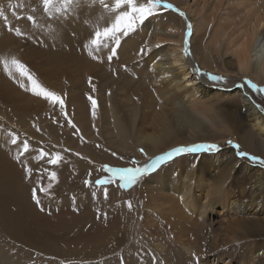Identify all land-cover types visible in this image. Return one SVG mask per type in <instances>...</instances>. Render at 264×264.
Returning a JSON list of instances; mask_svg holds the SVG:
<instances>
[{
	"label": "bare ground",
	"instance_id": "6f19581e",
	"mask_svg": "<svg viewBox=\"0 0 264 264\" xmlns=\"http://www.w3.org/2000/svg\"><path fill=\"white\" fill-rule=\"evenodd\" d=\"M97 1L85 9L74 12V17L71 14L66 17L54 15L51 20L43 12L40 0L16 1L19 4L15 10L22 18L15 22L27 35L18 36L20 37L18 39L0 31V39L18 41V48H23V53L18 59L26 65L43 88L55 92L63 99L64 109L62 111L59 105H53L32 95L31 92L24 91L19 83L7 75L6 78L0 77V128L2 130H0V141L3 145L10 149H14L16 145L22 148L20 140L17 139V144L13 145L8 134L19 129L20 132L27 134V130L24 128L30 127L28 123L33 120L37 121L39 129L45 132L44 138H46L48 128L42 121L54 116L59 117L62 128L63 119L61 118L63 117L61 115L65 113L68 115V121L72 122L76 130L79 129L86 140H90L92 133H95L102 140L104 146H109L107 150L105 148L106 152L110 153L109 161L113 160L124 164L123 158L129 154L135 155L139 147L146 152L144 154L147 157H152L159 155L161 151H166L169 146L176 145L179 137L178 131L188 130L192 132V134L189 132L192 136L197 135V131L201 126L203 127L205 121L200 118L208 120L215 127L219 125V122L225 123L226 121L227 123V120L233 117L232 114L213 105L212 101H217L218 97L220 100L222 98L224 100V96H235L239 99L241 107L234 117L241 121L242 128L238 125L237 120L229 122V125L236 122L238 129L240 131L242 129L244 132L240 139L242 147L248 149L253 144L257 150H260L256 142L264 145V109L259 108L255 102L249 99L245 86L240 87L241 83L238 82L232 89L233 94L228 95L227 92L223 95L222 88L213 87L214 82H209L204 76L197 75L195 70L199 69L200 73L203 71L205 73L207 70L204 68H206L209 72H224L223 74L226 76L232 75L233 77L236 74L248 73L251 77L264 83V30L256 21L260 11L264 14V0H234L238 4L234 12L228 8L223 10L221 0H214L210 4L206 0H202L203 2L201 1L202 3L196 6L199 11L195 9V3L189 5L186 0H171L180 7L178 9L172 5L169 8L174 21L167 24L166 21L160 22L155 18L156 25H154L157 26L155 32L152 31L153 33L150 32L146 36V32L150 31H147L149 26H146L147 30L144 31V36L140 32L138 34L136 30L127 37H122L117 55L111 62L107 59L110 54L108 49L97 53L99 59L85 56L88 50L84 45L90 39L92 31L97 26H106L114 19L115 15V13L105 10ZM107 2L110 4V0ZM4 4V0H0V9L3 11L8 9ZM205 8L217 14L219 27L214 33L209 34L211 37L210 40L207 39V43V40L204 43L205 35L203 33L201 37L197 36L200 31L209 26ZM32 9H36V11L33 12ZM203 11L205 12L202 13ZM28 14H34L37 17V25L44 27H33L26 18ZM197 16L198 18H196ZM248 21L254 22V25L246 30L245 26ZM3 22L5 20L0 18V25ZM49 24L53 26L54 30H46ZM171 24H175V26ZM188 25H191L190 30L187 28ZM160 26L164 28V33L159 32L158 27ZM208 28L206 29L208 30ZM140 31L143 30L140 29ZM189 31L186 54L185 38ZM177 32H179L178 39L174 40V35L176 36ZM29 40L34 41L35 46H32ZM195 41L197 45L194 49ZM161 45H166L167 48L163 50ZM29 47H33V49L30 50ZM221 48L223 52H221ZM256 48L257 51H255ZM255 52L257 53L254 55ZM205 53L206 55L209 53L210 59L204 55ZM216 53L225 57L223 63L228 67H226L227 70L222 68L219 70L220 68L213 66L215 59L212 56ZM27 57H30L29 60H26ZM228 58L231 59L228 60ZM212 63L214 64L212 65ZM221 66L224 65L221 64ZM252 66L255 67L253 68L254 73L250 71ZM14 75L16 80H20L18 75L15 73ZM23 82L27 84V80ZM213 89L214 91H212ZM92 100L96 101V108L103 105L100 114L95 112L96 117H99L100 120L99 125L93 131V123L90 122L91 114L88 113L92 107ZM69 105H75L77 111H72ZM148 117L151 118L152 128L144 127V119ZM222 118L226 120H220ZM148 123L150 122L148 121ZM205 124L207 125V123ZM220 127L218 126V128ZM224 127L222 126V128ZM230 127L229 130H231ZM49 130L54 133L57 129L49 127ZM34 131L35 129H32V132ZM228 133L231 132L228 131ZM233 134L235 136L232 139L236 137L237 132ZM211 135L209 134V136ZM212 136L214 137V134ZM34 137L36 136H31L30 141L42 142V139ZM116 153L123 158L115 159ZM84 155L89 159L93 158L90 152L84 151ZM25 156L28 160L27 164L31 166L35 159H32L29 152ZM150 159L147 160V163ZM93 160L96 161V159ZM39 161L41 162V159ZM235 161L236 159L232 155L224 152L211 158L206 157L201 164L196 161L192 164L191 156L180 158L171 163V167L163 170V177L166 180H163L160 167L155 178L150 181L149 187L144 186L155 194L161 193L160 198H150L151 204L155 209L167 207L166 212L170 219V225L172 228L182 231L178 234L180 241L176 246L178 256L184 257L182 250L188 255L194 250L196 253L201 252L204 255L214 254L213 262L215 263L264 264V256L257 255L259 253L251 252L249 249L241 248L233 256L230 252L217 251L218 247H229L228 243L230 242L227 237L233 240L232 232L238 228L243 229L249 217L256 218L253 220V224H264V172L258 169L251 170V167L245 164L241 165L243 169L240 171L248 176L250 182L244 181L248 182L250 187L248 186L249 194L240 198L245 191L244 188L237 189L231 182L225 185L227 180L232 179L230 177H232L233 169L239 166L238 160ZM228 164H231L229 168ZM18 165L12 163L5 153H0V218L10 219L3 223L5 226H1V229L14 231L16 228L25 226L22 219L15 222L19 218L18 215H26L29 219L28 223L37 222L41 217L25 202V187L17 180L20 176V172L17 170ZM17 172H19V176ZM173 177L176 179L172 180ZM148 180L149 177L144 184ZM124 193L126 192H122V194ZM122 198L124 197L122 196ZM15 209H21V211L15 213ZM218 209L222 210L218 211ZM229 215H233V221H224L225 217ZM190 229H195L197 234L188 232ZM185 232H188L187 236L184 235ZM242 237V235H238L236 239L241 240L244 238ZM117 240L119 241V239ZM1 248L0 245V264H22L13 261L8 256L9 254L3 255V248ZM144 248L136 247L131 250L126 248V253H134L124 254L125 258L130 261L122 262V264H141L139 259L149 257L151 252H147ZM155 248L159 252L163 249L162 247ZM61 254L67 256L64 253ZM155 255L153 253L150 255L152 264ZM160 255L163 256L161 253ZM39 258L43 260V264L51 263L44 257ZM121 259H123L122 254ZM162 260L167 261L164 262L165 264L170 263L165 257ZM110 261L112 260L110 259Z\"/></svg>",
	"mask_w": 264,
	"mask_h": 264
},
{
	"label": "rangeland",
	"instance_id": "374dc122",
	"mask_svg": "<svg viewBox=\"0 0 264 264\" xmlns=\"http://www.w3.org/2000/svg\"><path fill=\"white\" fill-rule=\"evenodd\" d=\"M16 1L17 0H4V5H6L8 9L4 10L3 12H5L4 14L5 16L7 15L8 19L7 21L1 23L0 31L11 34L13 38L15 37L19 39L20 37L15 34L14 29H20V26L15 22L17 21V18L12 15L13 8L10 7L11 5H18L19 3H17ZM96 1L97 0H81L80 7L77 8L74 12L80 9H85L87 6H91V4L96 3ZM142 1L146 2L145 0ZM142 1L139 0V2L143 3ZM163 1L177 7L178 9L180 8L178 4L172 2L171 0ZM201 1L202 0H196V2H194V0H186L189 5L195 3L196 5L194 7L197 11L199 10L196 6L203 2ZM206 1L210 4L214 0ZM112 3L113 0H110L109 5H111ZM237 7L238 4L237 2H234V0H221V8L223 10L228 8L231 11L233 10L234 12ZM205 9L206 12L203 11L202 13L205 12V16L210 26L208 27L210 29L206 26L204 30L200 31L197 34V36L200 35L199 37H201L203 34L205 35V37L203 36L204 38L202 37L203 39H205L204 43L207 39L210 40V33H214L219 29L218 21L216 18L217 14H215L214 12H210L207 8ZM71 15L73 17L75 16L74 13ZM33 16L37 18L34 14ZM171 16L172 11L169 8L165 9L161 7L157 9V13L155 15L149 17L144 22V24L141 25V27L139 26L140 28H137L138 34L140 32V34L145 35L144 31L147 30L145 28L146 26H149V29L147 31L150 30L149 33L145 31L146 36L147 34L149 35L152 31L155 32L157 28V26H155V18H157L160 22L166 21L165 23L167 24L172 23L174 20L173 17L171 18ZM162 18L163 20H161ZM191 18H193V16H191ZM196 18H198V16ZM252 20L255 21L254 19ZM256 21L261 25L260 28L264 30V14L261 11L258 13ZM13 22H15L14 25ZM6 24L13 30L10 31L9 27H6ZM171 25L175 26V24ZM252 25H254V22L248 21L245 29H249ZM235 27L236 26L234 25V28ZM206 28H208V30ZM140 29L143 31H140ZM158 30H160V33H164V28H162L161 26L158 27ZM178 33L179 32L175 33L176 36L174 35V40L178 39ZM208 40L206 41V43L208 42ZM29 42L32 44V46H35L34 41L29 40ZM18 44V41L15 39L12 40L1 38L0 55H6L9 57L14 55L18 58L23 53V48L19 49ZM196 45L197 44L195 41L194 49L196 48ZM166 48V45H161V49L165 50ZM29 49L32 50L33 47H29ZM194 49L193 51H195ZM255 51H257V48L255 49ZM221 52H223L222 48ZM256 53L257 52H255L254 55ZM204 55H206V53ZM85 56L88 57L90 55L88 52H86ZM206 56H208V58L210 59L209 53ZM212 57L215 59V64L212 63V65L214 64L213 66H216L218 69L220 68L219 70H227L228 67L223 63L225 58L224 56H221V54L217 55L216 53L213 54ZM29 58L30 57H27L26 60H29ZM197 59L199 60L198 57L196 58V60ZM229 59L231 58H228V60ZM221 64L225 67L223 66V68ZM253 68L255 67L252 66L250 69L252 73H254ZM204 69L207 70L205 72L206 74H210L212 72L213 74L211 75L223 77V82H214L213 85V87L215 88H222L223 95H225V93L227 92L228 95L233 94L232 89L235 87V85L238 82L243 84L245 80H251L259 87L264 88L263 82L251 77V75H249L248 73L236 74V76L233 77L232 75L226 76V74H223L224 72H209L208 69ZM0 77L6 78V74L3 72L2 68H0ZM204 77L207 78L206 76ZM209 82L211 81L209 80ZM245 88L249 99L255 102L259 106V108L262 107L264 109V93L256 92L248 88L246 85ZM212 91H214V89ZM219 100V97L217 101L213 100V105L218 106L221 110H224L232 114L233 116L231 119H228L229 121L227 120V123L226 121L225 123L221 121L222 123L219 122V125L215 127L208 120L200 118L201 120H205L203 125V127H205L203 128L201 126L202 128L200 127L199 130L197 129L199 131H197V135L192 136V132L188 130H182L184 132H188L186 133V136L184 132L178 131V143H176V145L169 146L166 151H161L159 155H162L163 153L168 152L178 146H190L193 144L201 143L216 144L219 146L220 150L216 152H200L178 156L170 161V163L161 166V175L163 177V170H165L167 167H171L170 164L174 163L180 158H187L191 156V158H193L192 164L195 163V161L198 164H201L202 160L206 157L211 158L216 154L220 155L221 152L229 153L236 159L235 162H237L238 160L239 163L237 162V164H239V166H237V168H239L233 169L232 177H230L232 179L227 180L225 185L231 182L233 187L235 186V188L237 189H239V187L244 188L245 191L242 194L243 196H240V198H244L245 195L247 196V194H249L248 188L250 186L248 182L250 181L248 180V176H246L243 171H240V169H243L241 168V165L245 164L251 167V170L258 169L262 172H264V165H261L259 163H252L248 159H241L237 155V150L232 148L228 142L231 141L233 144H239L240 151L246 152L249 155L258 157L260 159H264V145L256 142V144L260 147V150H257L256 146L253 144L248 149L242 147L240 139L242 138V134L244 132L242 131V129L241 131L238 129L236 122L230 123L231 125H229V122L237 120V117H234V114L241 107L240 102H238L239 99L235 96H224V100L223 98L220 100L221 102ZM225 100L228 102H226ZM69 108L72 111H77V107L75 105H69ZM102 109L103 105L101 104L98 108L95 109L91 107L90 112H88L91 114L90 122L93 123L92 131L93 129L97 128L100 120L99 117H96L95 112H98L100 114ZM63 115H61L63 117L61 118L63 119V123H61L62 128L60 125V120L58 119L59 117L56 118L54 116L52 117L53 119L51 118L46 119V121H42L48 128V130L46 131L48 133V136L46 138H44L45 132L42 129H39L38 125L36 124L37 121L35 122L34 120L31 121V123H28L30 125V127H27L28 129L24 128L27 130V134L20 132V129L16 132L12 131L17 139L20 140L21 146H23L25 142L28 144L29 150L27 152L31 154L32 159H35V157L38 156V153L41 149H43L46 153H59L62 157V160L57 165L49 164L48 157L45 156L43 159H41V162L38 159H35V162L32 163L31 166H29V164H27L28 160L25 156L27 152L23 153V155L20 157V161H17L15 157L21 151V147L16 145L14 149H10L7 146L3 145L0 141V153H5L7 158L11 160L12 163L17 165L19 164L17 170L20 172L21 177L18 174L19 172H17V175L19 176L17 180L25 187V202L29 204L31 208H33L35 212L39 214V216H41L39 218L40 220L38 219L37 222L31 221L30 223H28L29 219L26 215H18L19 218H17L15 222H18L22 219L25 226L19 229L16 228L14 229V231L5 228L1 229V226H5V224L3 223L7 222L10 219H5L4 217L0 218V245L3 248H1L3 255L9 254L8 256L11 257L13 261H17L22 264H43V260L39 257H44L46 260H49L51 262L50 264H105L106 262V264H122V262L127 263L128 261H130L129 259L125 258L124 254L130 255L131 253H134H126V248L131 250L136 247H145L144 249H146L147 252L151 251L150 255L151 253L156 254L153 264H165L164 262L167 261H163V257H165L170 262L169 264H220L219 262H213L214 254L204 255L201 254V252L196 253L194 250H192L191 254L189 255L187 254V252L182 250L184 253V257L178 256L176 254V246L178 241H180V239L178 238V234L182 231H178L172 228V226L170 225V219L166 212L167 207L155 209L151 204L152 202H150V198H160L161 193L158 192V194H155L153 191L151 192L149 189H146L144 187H149L150 181L155 178V176L157 175V171L146 175L135 185L127 189L120 188L118 180H114L108 185H97L95 183L96 180L103 179L109 175L104 171V166L113 168L143 166L147 163L148 159L156 157L158 155L147 157V155L144 154L146 152L143 151L142 153L140 151L141 148L139 147L137 149V153L135 154L137 157L134 154H129L126 158H123L119 154H115V159L117 157L123 158L124 164L123 162L119 164V162L117 163L113 160L109 161L108 159L110 157V153L106 152L109 146H104L101 142L102 140L98 138L95 133H92L91 138H89L90 140H86L84 136L81 135L82 133L79 131V129L76 130V128H74L75 126L73 124L72 127L69 126L68 115H65V113ZM220 120L226 119L222 118ZM148 121L150 123H148ZM144 122V127H151V118H145ZM238 122V125L240 126L241 121L239 120ZM205 123H207L209 128ZM218 126L221 127L218 128ZM222 126L225 127L222 128ZM49 127L57 130L52 133L49 130ZM229 127L231 130L228 129ZM240 127L242 128V126ZM32 129H35V131L32 132ZM228 131H230L231 133L229 134ZM234 132H237V135L234 139H232L235 136L233 134ZM212 133L214 134V137L212 136ZM209 134L212 135L209 136ZM33 135L36 136L34 137L36 139H42V142L36 143L30 141L31 136L33 137ZM253 136L256 137L255 135ZM197 138L199 139L196 140ZM84 151H86V153L90 152L93 158L89 159L88 157H86L84 155ZM93 159H96V161ZM132 161H135L136 163L133 164ZM204 162L206 163V161ZM25 164L28 168L31 169L30 175H26L25 173ZM229 165L231 166V164L227 165L228 168L230 167ZM53 171L56 173V180L54 182L49 180L48 175ZM148 177V182L144 184L147 181ZM175 179V177L172 178V180ZM86 180L90 181L87 186L85 185ZM163 180L166 179L163 177ZM244 180L248 182L246 183V181ZM50 183L52 184V186L51 188H48V185ZM41 186L48 189L47 194L41 193L39 191V188ZM33 188H36L37 190V196L40 201L39 205H37L32 199ZM105 189L108 193L107 199H105L104 196ZM122 192L126 193L122 194ZM122 196L124 198H122ZM129 203L131 204V207H129ZM19 210L21 211V209H15L14 212L17 213L19 212ZM221 210L222 209H218V211ZM233 219V215H229L225 217L224 221L232 222ZM255 219L256 218L254 216L249 217L246 221V226L243 229L238 228L232 232L234 234L233 240L227 237L228 241L230 242L228 243L227 241L229 247H218L217 251L221 250L220 252H230L233 256L237 254L242 248L249 249L251 250V252L259 253L257 255L264 256V224H253V220ZM21 231L22 233L24 232L23 235L22 233H20ZM188 232H192L194 235L197 234V231H195V229H190ZM188 232H185L184 235L187 236ZM237 234L242 235L244 238L242 237L243 239L241 240L236 239V237H238ZM116 239H119V241H116ZM155 247H162L163 249H161V251L159 252ZM95 249L96 251H94ZM61 253H64L67 256L65 257ZM160 253L163 254L162 257ZM121 254L123 259H121ZM167 254L169 257L167 256ZM193 254H195V257ZM150 255L149 257H141V259H139L141 264H152ZM110 259L112 261H110Z\"/></svg>",
	"mask_w": 264,
	"mask_h": 264
},
{
	"label": "snow or ice",
	"instance_id": "6c2138e0",
	"mask_svg": "<svg viewBox=\"0 0 264 264\" xmlns=\"http://www.w3.org/2000/svg\"><path fill=\"white\" fill-rule=\"evenodd\" d=\"M99 4L105 9L112 13H115L114 19L111 20L104 27L97 26L91 33L90 39L84 45L85 49L88 50L89 55L93 59H99L97 53L101 52L104 49H108L110 54L107 56L109 62L112 61L113 57L117 55V49L121 44L122 37H127L130 33L135 32L137 28L144 24V22L151 16L157 13V9L163 7L165 9L171 8L172 5L164 3L163 0H146V2H139V0H113V3L109 5L107 0H98ZM40 3L43 8V12L46 16L51 20L53 16L56 17H66L70 14H73L74 11L80 7L81 0H40ZM13 8L12 15L15 16L17 19H21L22 17L16 12L17 5H11ZM22 7V6H21ZM32 11H36V9H32ZM183 15V14H181ZM0 18L7 21V16H5L2 9H0ZM27 20L32 24L33 27H44L43 25H37L36 18L28 14ZM6 27H9V30L12 31L13 29L6 24ZM190 30L191 25H188ZM48 31L54 30L53 26L49 24L47 26ZM15 34L17 36H26L27 34L22 32L21 29L16 28L14 29ZM185 38V52L187 54V35ZM0 68H2L3 72L10 78L13 79L15 82L19 83V86L27 92H31L32 95L40 97L45 101L53 104L59 105L61 110L64 109L63 99L58 96L53 91H48L43 88L38 81L35 79L34 75L28 70L26 65H24L17 57L14 55L9 57L6 55H0ZM197 75L206 76L208 80L212 82H223V77L200 73L199 69L195 70ZM20 77V80H16V76ZM27 80V84L23 81ZM247 86L248 88L264 93V88L259 87L257 84L253 83L251 80H245L240 87ZM91 99V97H89ZM92 107L93 109L96 108V101L92 100ZM69 126H73L72 122L68 121ZM11 137V143L13 145L17 144V137L9 133ZM229 145L237 150V155L241 159H248L252 163H259L264 165V159H260L258 157L249 155L246 152L240 151L239 144H233L231 141L228 142ZM29 150L28 144L25 142L21 151L17 154L15 159L20 161V157L23 153ZM219 146L216 144H193L190 146H178L173 148L172 150L163 153L162 155H158L154 158H151L148 163L143 166L137 167H125V168H113L104 166V171L107 172L109 175L103 179L96 180L97 185H108L112 183L114 180L119 181V187L122 189H127L135 185L139 182L143 177L148 174L154 173L157 171L162 165H165L172 161L174 158L184 155V154H194L200 152H216L219 151ZM143 153V149L140 150ZM146 155V154H145ZM45 156L48 157V163L51 165H57L62 160V157L59 153H46L44 150H40L39 155L35 157V159H43ZM135 164V161H132ZM24 170L26 175L31 174V169L27 167L25 164ZM49 180L55 181L56 180V173L50 172ZM90 181H85V185L87 186ZM52 184L48 185V188H51ZM41 193L47 194L48 189L41 186L39 188ZM105 199H107L108 193L105 189L104 191ZM32 199L33 201L39 205L40 201L37 196L36 188L32 190ZM129 207L131 204L129 203ZM195 257V254H193Z\"/></svg>",
	"mask_w": 264,
	"mask_h": 264
}]
</instances>
